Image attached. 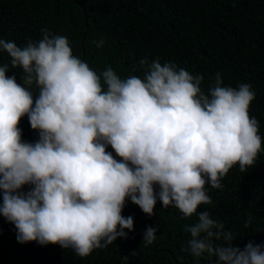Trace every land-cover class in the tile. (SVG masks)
<instances>
[{
    "label": "clouds",
    "instance_id": "obj_1",
    "mask_svg": "<svg viewBox=\"0 0 264 264\" xmlns=\"http://www.w3.org/2000/svg\"><path fill=\"white\" fill-rule=\"evenodd\" d=\"M41 32L22 47L0 39L11 68L24 74L18 84L0 65V215L17 242L59 245L83 259L133 230V217L121 215L126 200L149 217L159 201L184 219L197 216L182 251L215 264H264V244L233 247L222 222L197 212L212 204L208 188L221 189L230 169L246 171L261 152L251 85L222 86L216 73L205 92L202 75L159 58L139 61L142 77L122 78L110 66L98 72L67 37ZM94 43L101 49L107 38ZM25 115L35 143L21 139ZM157 230L146 227V246Z\"/></svg>",
    "mask_w": 264,
    "mask_h": 264
},
{
    "label": "trees",
    "instance_id": "obj_2",
    "mask_svg": "<svg viewBox=\"0 0 264 264\" xmlns=\"http://www.w3.org/2000/svg\"><path fill=\"white\" fill-rule=\"evenodd\" d=\"M44 28L67 37L73 54L98 72L110 66L122 78L142 77L139 61L159 58L202 75L205 92L216 73L222 86L250 84L255 99L249 115L259 123L261 152L246 171L239 165L230 169L221 189L208 188L212 204L200 205L197 212L208 211L222 222L235 237L233 247L264 244V0H0V39L22 47L29 39H41ZM101 37L107 43L98 49L94 42ZM3 64L9 65L6 75L22 84V69L11 68L7 53L0 51ZM32 90L37 91L35 85ZM18 127L22 141L39 139L26 115ZM106 150L115 157L110 146ZM29 190L25 185L21 191ZM153 211L149 217L126 200L121 215L133 217V230L125 229L127 238L118 237L83 259L59 245L18 243L15 226L0 215V264H215L206 254L195 258L182 251L190 239L185 228L197 221L196 215L184 219L159 201ZM148 226L158 230L155 242L146 246L142 240Z\"/></svg>",
    "mask_w": 264,
    "mask_h": 264
},
{
    "label": "water",
    "instance_id": "obj_3",
    "mask_svg": "<svg viewBox=\"0 0 264 264\" xmlns=\"http://www.w3.org/2000/svg\"><path fill=\"white\" fill-rule=\"evenodd\" d=\"M83 60V59H82Z\"/></svg>",
    "mask_w": 264,
    "mask_h": 264
}]
</instances>
